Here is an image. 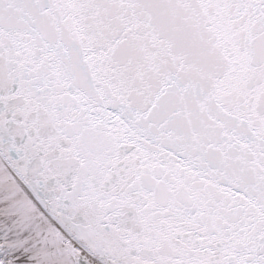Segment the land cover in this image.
I'll return each instance as SVG.
<instances>
[{"label":"snow or ice","instance_id":"snow-or-ice-1","mask_svg":"<svg viewBox=\"0 0 264 264\" xmlns=\"http://www.w3.org/2000/svg\"><path fill=\"white\" fill-rule=\"evenodd\" d=\"M0 264H264V0H0Z\"/></svg>","mask_w":264,"mask_h":264}]
</instances>
